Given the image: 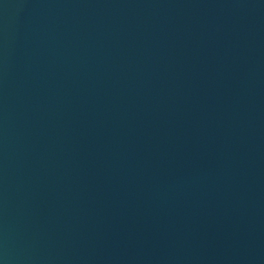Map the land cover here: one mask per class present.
Masks as SVG:
<instances>
[{
  "label": "water",
  "instance_id": "1",
  "mask_svg": "<svg viewBox=\"0 0 264 264\" xmlns=\"http://www.w3.org/2000/svg\"><path fill=\"white\" fill-rule=\"evenodd\" d=\"M2 264H264V0H0Z\"/></svg>",
  "mask_w": 264,
  "mask_h": 264
},
{
  "label": "clouds",
  "instance_id": "2",
  "mask_svg": "<svg viewBox=\"0 0 264 264\" xmlns=\"http://www.w3.org/2000/svg\"><path fill=\"white\" fill-rule=\"evenodd\" d=\"M0 264H2V262H0Z\"/></svg>",
  "mask_w": 264,
  "mask_h": 264
}]
</instances>
